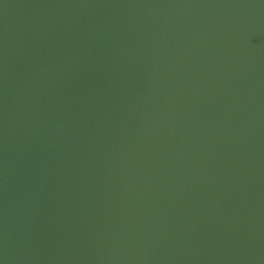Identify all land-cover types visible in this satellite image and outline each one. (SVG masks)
I'll return each instance as SVG.
<instances>
[{"label": "water", "instance_id": "95a60500", "mask_svg": "<svg viewBox=\"0 0 264 264\" xmlns=\"http://www.w3.org/2000/svg\"><path fill=\"white\" fill-rule=\"evenodd\" d=\"M0 264H264V0H0Z\"/></svg>", "mask_w": 264, "mask_h": 264}]
</instances>
